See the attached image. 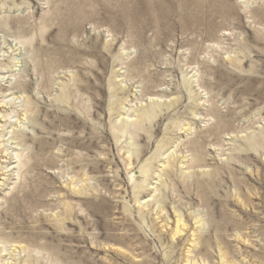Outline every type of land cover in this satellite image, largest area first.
<instances>
[{
	"label": "rangeland",
	"instance_id": "rangeland-1",
	"mask_svg": "<svg viewBox=\"0 0 264 264\" xmlns=\"http://www.w3.org/2000/svg\"><path fill=\"white\" fill-rule=\"evenodd\" d=\"M0 264H264V0H0Z\"/></svg>",
	"mask_w": 264,
	"mask_h": 264
},
{
	"label": "bare ground",
	"instance_id": "bare-ground-1",
	"mask_svg": "<svg viewBox=\"0 0 264 264\" xmlns=\"http://www.w3.org/2000/svg\"><path fill=\"white\" fill-rule=\"evenodd\" d=\"M166 165H167V167H169L170 162L168 161V162L166 163ZM145 168H147V167H145ZM145 168H144V169H145ZM147 171H148V170H147ZM143 173H144V172H143ZM145 173H148V172L145 171ZM145 173H144V174H145ZM182 222H183L182 219L179 217V218H178V221H177V224H176V226H177V227H176V229H177V233H178V232H179V233L182 232V231H181V228H180ZM177 235H178V234H177Z\"/></svg>",
	"mask_w": 264,
	"mask_h": 264
}]
</instances>
